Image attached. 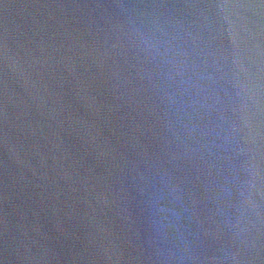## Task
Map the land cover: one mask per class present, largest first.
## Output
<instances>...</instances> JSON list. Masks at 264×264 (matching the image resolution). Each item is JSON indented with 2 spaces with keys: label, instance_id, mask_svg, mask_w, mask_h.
I'll list each match as a JSON object with an SVG mask.
<instances>
[{
  "label": "water",
  "instance_id": "water-1",
  "mask_svg": "<svg viewBox=\"0 0 264 264\" xmlns=\"http://www.w3.org/2000/svg\"><path fill=\"white\" fill-rule=\"evenodd\" d=\"M0 264H264V0H0Z\"/></svg>",
  "mask_w": 264,
  "mask_h": 264
}]
</instances>
